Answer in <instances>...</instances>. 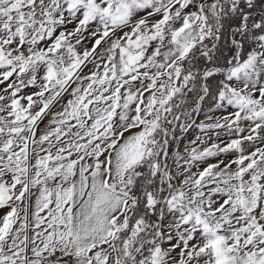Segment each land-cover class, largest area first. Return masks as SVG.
Wrapping results in <instances>:
<instances>
[{
    "label": "snow or ice",
    "instance_id": "obj_1",
    "mask_svg": "<svg viewBox=\"0 0 264 264\" xmlns=\"http://www.w3.org/2000/svg\"><path fill=\"white\" fill-rule=\"evenodd\" d=\"M0 264H264V0H0Z\"/></svg>",
    "mask_w": 264,
    "mask_h": 264
},
{
    "label": "rangeland",
    "instance_id": "obj_2",
    "mask_svg": "<svg viewBox=\"0 0 264 264\" xmlns=\"http://www.w3.org/2000/svg\"><path fill=\"white\" fill-rule=\"evenodd\" d=\"M200 119H204V117L201 116ZM188 135H189V138H192L195 135V131L190 132ZM181 147H183V144H181Z\"/></svg>",
    "mask_w": 264,
    "mask_h": 264
}]
</instances>
